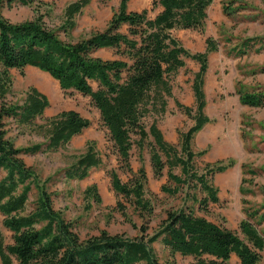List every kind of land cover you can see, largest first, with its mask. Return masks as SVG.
<instances>
[{
  "label": "trees",
  "instance_id": "1",
  "mask_svg": "<svg viewBox=\"0 0 264 264\" xmlns=\"http://www.w3.org/2000/svg\"><path fill=\"white\" fill-rule=\"evenodd\" d=\"M88 1L68 2L60 23L53 28L41 18L12 22L1 14L4 6L13 4L32 6L37 14L36 9L43 0H0V170L3 172L0 224L10 231V241H5L0 230V264H169L160 262L152 249L151 243L157 239L170 253L190 255V264H231L232 254L238 264H257L264 246V228L259 229L256 224L259 218H264L263 210H244V217L237 225L239 232L196 215L190 209L178 208L166 210L157 229L147 236L129 237L100 230L81 239L72 223L53 208L49 193L39 186L35 172L21 154L55 150L86 127L89 120L74 109H63L38 124L45 138L43 142L16 146L6 136L5 118L29 125L48 105L47 97L34 87L26 90L21 103L3 101L10 91L9 69L32 66L48 73L60 88L89 97L121 167L131 171L130 149L134 144L138 148L146 146L153 174H161L166 165V177L174 183L171 187L162 185V190L175 193L182 185L198 187L204 193L197 199L202 209L208 200H218L207 174L222 171L226 164L218 161L199 172L192 160L202 151H193L190 145L193 134L211 121L203 110V75L208 53L216 49V44L205 37L202 51H190L174 34L177 28L200 29L210 0H151V7H159L152 16L146 8L127 9V0H119L102 29L72 40L67 36L75 25V15ZM122 24L126 25L125 31L120 29ZM59 30L65 39L59 36ZM248 39L242 41L243 46L237 53L248 47ZM98 48H112L117 57L93 55ZM186 57L195 60L198 67L190 81L192 105L173 99L175 106L191 120L178 132L176 146L164 139L154 118L147 127L144 119L152 114L163 115L167 98L173 96V76L184 65ZM239 101L264 105V88L240 92ZM101 163L100 154L88 141L84 151L62 169V174L66 179H81L91 167ZM174 166H179V174L173 172ZM108 174L115 193L150 214L143 198L142 166L127 181H121L113 168ZM190 180L194 182L190 184ZM31 186L38 190L37 196L33 207L23 212ZM86 189L99 200L95 186ZM143 228L141 225L140 229Z\"/></svg>",
  "mask_w": 264,
  "mask_h": 264
},
{
  "label": "rangeland",
  "instance_id": "2",
  "mask_svg": "<svg viewBox=\"0 0 264 264\" xmlns=\"http://www.w3.org/2000/svg\"><path fill=\"white\" fill-rule=\"evenodd\" d=\"M70 1L73 0H43V4L36 9L37 14L32 6L13 4L4 6L1 14L12 22L41 18L49 27L56 28L62 19L63 8ZM118 2L89 0L75 15V25L67 37L76 40L102 29L117 9ZM126 7L132 10L146 8L150 16L159 9L151 7V0H127ZM120 29L125 31L126 25L122 24ZM58 34L66 38L60 30ZM174 34L190 51H202L205 37L216 44V49L208 53L203 75V110L211 121L203 124L190 141L193 151H202L192 160L199 172H204L206 166L218 161L226 164L222 171L207 174L216 188L218 200H208L205 209L197 201L204 194L198 187L182 185L175 193L161 189L162 185L171 187L174 183L166 177V165L161 174H153L146 146L138 148L134 144L130 149L128 163L131 171L121 167L107 130L87 95L60 88L54 78L35 67L9 69L10 91L3 101L21 103L29 87L42 92L48 100L42 114L29 125L16 124L5 118L6 136L14 145L43 142L45 138L38 124L60 110L74 109L89 120L88 125L63 146L51 151L21 154L24 162L35 172L39 186L49 193L53 208L72 223L81 239L96 235L100 230L129 237L147 236L157 229L166 216V210L178 208L190 209L196 215L239 232L237 225L244 217V210L264 211V105L253 106L239 101L240 92L264 88V0H210L200 29L177 28ZM246 38L250 42L248 47L237 53ZM93 54L101 58L117 57L112 48H100ZM197 67L195 60L184 58V65L173 76V96L167 98L165 112L162 116L152 114L144 119L147 127L154 118L164 139L176 146L178 132L184 130L191 120L175 106L173 99L192 105L190 81ZM90 84L95 87L94 81ZM88 141L93 143L102 163L91 167L81 179H66L62 169L84 151ZM139 166L143 167L145 174L143 198L151 210L149 215L142 207L115 193L110 185L108 170L113 168L121 181H127ZM172 170L180 173L179 166H174ZM2 173L0 170V176ZM90 186H95L99 200L86 192ZM37 192L35 186H31L23 212L33 207ZM1 217L0 214V220ZM141 225L143 229H140ZM256 226L263 229L264 218H259ZM0 230L4 240L10 241V231L1 224ZM151 246L160 262L190 264L192 260L190 255L170 253L159 239L154 240ZM229 262L238 264L234 255L230 256ZM257 264H264V246Z\"/></svg>",
  "mask_w": 264,
  "mask_h": 264
},
{
  "label": "crops",
  "instance_id": "3",
  "mask_svg": "<svg viewBox=\"0 0 264 264\" xmlns=\"http://www.w3.org/2000/svg\"><path fill=\"white\" fill-rule=\"evenodd\" d=\"M98 49H100V48H98ZM98 49H96V50H98ZM96 50H94L93 52H95ZM93 52H92V54H93ZM94 55V54H93ZM233 255V254H232Z\"/></svg>",
  "mask_w": 264,
  "mask_h": 264
}]
</instances>
